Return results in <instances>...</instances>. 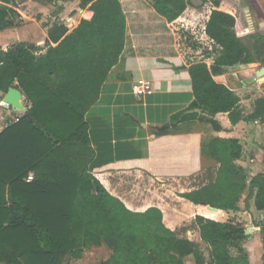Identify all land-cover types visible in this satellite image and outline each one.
I'll return each instance as SVG.
<instances>
[{
  "label": "trees",
  "instance_id": "trees-1",
  "mask_svg": "<svg viewBox=\"0 0 264 264\" xmlns=\"http://www.w3.org/2000/svg\"><path fill=\"white\" fill-rule=\"evenodd\" d=\"M211 1L206 32L219 50L211 65L190 64L194 100L172 122L194 119L201 111L228 112L233 123H264V97L246 115L240 95L215 78L226 66L264 63L262 26L254 44L247 43L236 31V15L221 0ZM153 2L170 21L188 3ZM80 6H88L92 17L72 29L52 23L44 47L29 41L0 45V98L17 87L31 114L18 115L0 131V264H68L86 248L101 245L112 250L104 264H184L190 256L196 264H250L245 243L251 234L242 222L196 214L190 225L207 244V255L199 241L166 225L160 207L132 209L94 175L85 115L121 58L127 15L121 0H80ZM15 11L0 7V29L14 23ZM207 151L219 163L215 173L180 196L227 211L242 210V201L249 209L253 200L264 211V171L251 174L237 163L243 155L240 139L215 136Z\"/></svg>",
  "mask_w": 264,
  "mask_h": 264
},
{
  "label": "crops",
  "instance_id": "crops-1",
  "mask_svg": "<svg viewBox=\"0 0 264 264\" xmlns=\"http://www.w3.org/2000/svg\"><path fill=\"white\" fill-rule=\"evenodd\" d=\"M121 1L127 15L126 46L120 60L111 69L103 84L98 100L85 115L91 146L95 150V163L98 162L92 170L94 175L99 179L108 180V175L114 172L115 168L145 172L153 179H176L183 176L181 174L189 176L204 170L207 175L213 174L219 163L208 153L207 148L209 141L215 136L239 138L243 145V155L237 163L246 167L251 174L264 171V143L260 139L264 137V123H254L250 126L252 133L249 139L253 140V146L250 147L248 160L240 127L243 123L254 121L240 120L233 123L228 112L210 116L200 111L194 119L176 124L172 122L173 115L187 109L194 100L189 74L190 64L196 60L209 63L203 54H199L200 50H195L199 55L188 58V52L179 49L175 31L171 27L183 12L194 7L187 1L186 8L177 18L170 21L166 15L155 9L153 0ZM52 2L58 4L55 14H49ZM52 2L0 0V7H13L16 10L12 18L14 23L0 29V45L7 47L15 42L29 41L44 47L48 28L52 23L63 22L72 29L81 18H91L93 15L88 6H80V0ZM193 19L196 18H189L188 21L193 22ZM222 76L220 73L215 75V78L228 85L226 81L220 80L223 79ZM140 78L150 80L153 91L137 97L133 93V85ZM231 88L239 94L236 87ZM249 99L241 96L240 104ZM2 100L0 107L3 106V110L7 111L5 115L9 116V121L0 131L11 120L23 114L3 104ZM241 107L243 108L242 104ZM1 115L3 114L0 113V119L6 117ZM167 122L170 125L161 129ZM247 137L244 136L248 139ZM251 166L256 169L249 168ZM207 181L208 178L185 191L197 188ZM177 197L174 202H178L179 207L174 206L176 203L172 206L166 200L157 199L155 203L135 210H145L153 205L160 207L164 222L172 229L191 220L198 213L211 218L219 216L215 209L207 205L194 203L180 194ZM249 210L250 214L251 211L262 212L255 207L253 200L250 201ZM260 215L264 217V211ZM249 226L256 228L252 232L254 240L251 243H255L260 250L259 259L255 264H262L264 225L260 222L257 226L249 224L247 228ZM197 234L194 240L201 241L199 231ZM247 245L250 264H253L250 243Z\"/></svg>",
  "mask_w": 264,
  "mask_h": 264
},
{
  "label": "rangeland",
  "instance_id": "rangeland-1",
  "mask_svg": "<svg viewBox=\"0 0 264 264\" xmlns=\"http://www.w3.org/2000/svg\"><path fill=\"white\" fill-rule=\"evenodd\" d=\"M52 2V0H44ZM194 8L187 10L181 14V17L171 24V27L175 31L179 49L182 52H188L187 57H193L199 54H203L208 59V64L213 63L214 57L216 56L219 45L215 43L207 34L204 32V25L209 18L210 12L213 8V2L211 0H187ZM223 7L230 10L236 15V31L239 36L247 43L254 44L257 40V29L261 26V32L264 33V0H221ZM152 2V1H151ZM49 14H55L57 12L58 4L51 6ZM51 18V17H50ZM189 18H196L193 22H189ZM262 22V23H261ZM263 24V25H262ZM195 50H200L197 54ZM264 63L261 61H255L251 63L236 64L233 66H226L222 68L221 74L223 75L220 80L226 81L230 87H236L239 95L244 98H250L245 100L243 109L246 111L245 114L251 113L255 108V101L259 97H264V79H257L251 81L253 74L258 68L263 66ZM219 73V74H220ZM217 75V74H216ZM236 92V91H235ZM240 96V97H241ZM2 98V97H1ZM0 98V101L3 99ZM23 103L26 105V98L23 99ZM240 104V105H241ZM6 110H3V106L0 107L1 116H6ZM8 116V115H7ZM2 117L0 119V128L9 121L8 117ZM251 121V120H248ZM253 123H243L240 127V133L243 136L245 145V154L247 159L252 147L253 140L249 139V135L252 133L250 126L254 123H263L260 120H252ZM256 121V122H255ZM264 125V124H263ZM244 136H248L246 139ZM264 143V137L260 138ZM252 141V142H251ZM249 160V159H248ZM96 157L94 155L93 162H91V169H94ZM251 169L256 167L251 166ZM123 169V170H120ZM114 169L111 174L108 175V180L103 178L100 181L106 185V187L116 195L125 201L131 208L139 209L146 205L155 203L157 199L166 200L170 205L180 206L178 202H174L178 198L181 192L192 188V186L199 185L208 178L207 171H203L196 174L178 177L176 179L165 178V179H153L150 174L141 171H126L125 168ZM125 169V170H124ZM33 172V171H32ZM98 178V177H97ZM246 195V194H245ZM242 210L240 211H221L215 209L219 215L216 217L218 220L233 219L238 222L245 224L246 228L249 224L257 226L260 222L264 225V217L260 214L262 212L251 211L246 209L244 201L241 202ZM216 215V216H217ZM215 218V219H216ZM190 221H185L178 226V230L183 234L195 239L198 236V230L193 225H190ZM256 228H250V233L254 232ZM197 232V233H196ZM253 233L246 241L245 245L250 243V249L253 255V264L259 259V248L255 246V243H251ZM201 240V239H199ZM206 254H209V248L205 242L199 241ZM112 250L105 246H91L86 248L81 258H70L68 264H104L105 260L109 258ZM184 264H196L193 257H188ZM187 258V259H188Z\"/></svg>",
  "mask_w": 264,
  "mask_h": 264
},
{
  "label": "water",
  "instance_id": "water-1",
  "mask_svg": "<svg viewBox=\"0 0 264 264\" xmlns=\"http://www.w3.org/2000/svg\"><path fill=\"white\" fill-rule=\"evenodd\" d=\"M264 79V65L256 70L253 75L252 80ZM24 95L23 92L15 86H11L8 91L4 94L2 103L11 106L15 110H19L22 113H25L27 116H31L30 112L27 110V106L23 103ZM170 123L167 122L161 127L164 129L166 126H169ZM207 206L213 209H219L218 207L206 204ZM247 232H250V226L247 228Z\"/></svg>",
  "mask_w": 264,
  "mask_h": 264
},
{
  "label": "built area",
  "instance_id": "built-area-1",
  "mask_svg": "<svg viewBox=\"0 0 264 264\" xmlns=\"http://www.w3.org/2000/svg\"><path fill=\"white\" fill-rule=\"evenodd\" d=\"M204 32H206V27H204ZM153 91V84L150 80L145 78L138 79L133 85V93L140 97L144 94L150 93ZM34 178V172H30L27 180L30 181Z\"/></svg>",
  "mask_w": 264,
  "mask_h": 264
}]
</instances>
